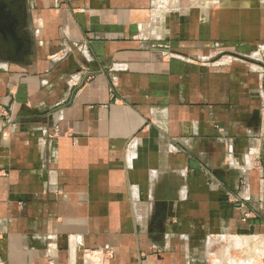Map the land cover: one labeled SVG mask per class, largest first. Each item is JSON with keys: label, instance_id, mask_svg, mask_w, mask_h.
I'll return each mask as SVG.
<instances>
[{"label": "crops", "instance_id": "0c3cea01", "mask_svg": "<svg viewBox=\"0 0 264 264\" xmlns=\"http://www.w3.org/2000/svg\"><path fill=\"white\" fill-rule=\"evenodd\" d=\"M21 1L0 264H264V0Z\"/></svg>", "mask_w": 264, "mask_h": 264}, {"label": "water", "instance_id": "95a60500", "mask_svg": "<svg viewBox=\"0 0 264 264\" xmlns=\"http://www.w3.org/2000/svg\"><path fill=\"white\" fill-rule=\"evenodd\" d=\"M25 6L21 0H0V38L5 41L15 58L17 51L26 46V38L22 30L25 28ZM163 215L156 224L161 223Z\"/></svg>", "mask_w": 264, "mask_h": 264}, {"label": "rangeland", "instance_id": "374dc122", "mask_svg": "<svg viewBox=\"0 0 264 264\" xmlns=\"http://www.w3.org/2000/svg\"><path fill=\"white\" fill-rule=\"evenodd\" d=\"M258 1H260V0H258ZM217 237H212L211 238V240L213 241V242H215V243H213V245L211 246V249L213 250V253H215V255L217 254H219L220 255V253H221V251H224V250H226L227 249V244H228V241H229V238L228 239H224L223 240V242H217ZM222 239H219L218 241H221ZM212 250H209V251H207L208 252V254H209V256H210V259H209V262H210V260H211V255H210V253H211V251ZM240 252L238 251V250H230L229 251V255H228V258H230V259H233V260H237L238 262H240V261H242V260H240L239 259V257H240V254H239ZM214 255V256H215ZM217 257H219V256H217ZM221 258V257H220ZM219 258V259H220ZM214 259V258H213ZM240 260V261H239ZM236 261V262H237Z\"/></svg>", "mask_w": 264, "mask_h": 264}, {"label": "flooded vegetation", "instance_id": "af4514ba", "mask_svg": "<svg viewBox=\"0 0 264 264\" xmlns=\"http://www.w3.org/2000/svg\"><path fill=\"white\" fill-rule=\"evenodd\" d=\"M0 55L10 57L12 55L11 49L6 42L0 41Z\"/></svg>", "mask_w": 264, "mask_h": 264}, {"label": "bare ground", "instance_id": "6f19581e", "mask_svg": "<svg viewBox=\"0 0 264 264\" xmlns=\"http://www.w3.org/2000/svg\"><path fill=\"white\" fill-rule=\"evenodd\" d=\"M263 245H264V241H262V240H259V241L257 240V242L255 243V246L258 249H262L263 248Z\"/></svg>", "mask_w": 264, "mask_h": 264}]
</instances>
